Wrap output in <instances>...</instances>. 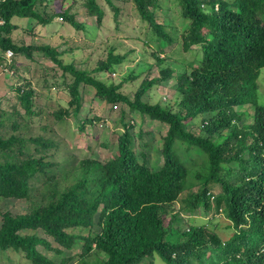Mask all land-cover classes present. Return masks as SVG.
<instances>
[{
	"label": "trees",
	"instance_id": "16d2710c",
	"mask_svg": "<svg viewBox=\"0 0 264 264\" xmlns=\"http://www.w3.org/2000/svg\"><path fill=\"white\" fill-rule=\"evenodd\" d=\"M106 1L115 9L111 0ZM145 1L134 0L139 17L152 22L153 15L145 7ZM85 2L87 11L102 21L103 10L96 0ZM44 4L48 2L0 1L4 20L0 26V63L11 69L12 75L18 60L14 58L7 64L3 57L7 50H12L15 57L21 55L28 59L33 54L42 55L76 77L69 90L77 110L82 108L79 87L86 83L96 90L98 100L111 103L112 107L116 103L125 104L143 118L168 124L170 129L163 147L164 163L154 170L147 151H135L134 121L126 123V111L122 110L120 121L124 131L118 136L116 155L106 163L89 160L87 155L79 162L77 172L67 174L73 177L64 187L54 174L47 177L49 163H44V159L22 162L17 159L13 153L24 155L25 139L8 142L0 139V153L9 154L6 162H0V191L7 196L33 199L29 215L6 218L0 230L1 252L9 247L24 250L25 258L34 264L74 263V256L64 255L58 262L39 251L40 245L51 249L52 242L19 235L20 230L41 229L58 245L51 249L58 255L82 243L88 251L77 256L78 264H89L86 258L90 256L95 257L90 264H143L144 261L149 264H264V104L258 93V82L264 72V0H181L182 17L189 22L180 37L182 48L188 51L194 45H201L204 60L202 67L179 75L182 99L176 113L142 101L145 93L164 78L145 81L135 101H131L118 92L119 86H106L89 73L64 63L63 53L58 49L67 39L59 33L53 44L14 41L17 18L31 19L44 28L55 24L58 18L71 29L83 28L77 15L70 11L51 14L41 7ZM163 38L172 45L177 41L170 33ZM152 56L159 61V54L152 52ZM123 59L111 54L98 72L117 73ZM30 85L26 82L16 88L29 112L33 99L26 88ZM244 104L254 106V123L235 130L233 109ZM204 113L210 114L205 126L210 135L233 127L235 131L230 135L235 137V143H231L230 135L219 141L213 137L196 139L184 131L187 119ZM83 123H79L81 129L92 122ZM139 128L138 134L143 137L144 131ZM177 139L197 144V153L204 156V167L195 168L193 173L186 169L180 156L171 151V144ZM17 142L19 150L14 152L12 146ZM109 146L113 148L114 144L110 142ZM232 163L234 168L224 169ZM32 182L43 187L36 190L37 197L32 195L35 189ZM214 189L220 190L214 194ZM179 199L182 212L192 214L204 208L220 214L217 217L220 220L214 221L211 227L208 223H199L187 229L176 215L165 226V207ZM219 223L233 235L221 236L217 232Z\"/></svg>",
	"mask_w": 264,
	"mask_h": 264
},
{
	"label": "rangeland",
	"instance_id": "374dc122",
	"mask_svg": "<svg viewBox=\"0 0 264 264\" xmlns=\"http://www.w3.org/2000/svg\"><path fill=\"white\" fill-rule=\"evenodd\" d=\"M45 1L49 5L44 4L41 7L44 6L46 11L56 15L70 11L77 15L83 28L71 29L68 25L62 24L58 18L54 23H58L59 26H55V23L46 28L31 19L17 18L14 20L18 25V28H15L14 41L20 44H42L52 42L59 33L61 37L67 39V43L63 44L61 41L64 46L58 49L63 53L64 63L74 65L78 71L89 73L91 78L106 86H119L118 92L131 101H135L145 81L164 78L145 93L142 101L159 104L172 113L178 111L182 99L179 75L202 67L204 60L201 45H194L188 51L182 48L180 37L184 28L189 26V22L182 17L181 0H144L145 7L149 8L153 15L152 22L139 17L134 0H111L115 9L106 0H96L103 10V18L100 22L96 14L91 15L87 11L85 0ZM21 27H23L22 30ZM206 30L207 28L203 29L207 32ZM168 33L177 37L173 45L163 38ZM152 52L159 54L158 62L152 56ZM111 54L123 56L122 69L117 67L115 74L98 72L99 66L106 63ZM17 56L15 60H18V65L15 67L14 75L11 74V69L7 70L0 63V139L1 142L18 141V139L27 141L23 156H19L16 152L19 150L18 142L12 146V151L16 152L13 154L17 156V159L19 158L20 162L44 159V163H49L48 170L45 171L47 177H52L54 174L59 179L61 187H64L69 184L70 177H73L67 174L77 172L79 162L87 155L90 157L89 160L100 163L109 162L112 156L116 155L119 145L118 136L124 131L120 121L123 110L126 111L124 112L127 116L126 123L134 121L132 133L135 134L133 145L135 151L140 152L145 149L149 164L154 170L162 167L163 147L170 129L168 124L151 120L146 116L143 118L125 104L116 103L112 107L113 104L98 100L95 96L96 90L86 83L80 84L82 108L77 110L69 90L75 83L74 75L64 72L50 58H42V55L33 54L31 59ZM26 82L31 84L26 88L31 92L33 99L30 112L22 104L20 93L18 94L16 90L17 87H23ZM258 93L260 102L264 104V72L258 82ZM182 113L185 111L183 110ZM232 113L236 115L233 122L235 130H243L254 123L255 109L252 104L235 106ZM209 118L210 114L204 113L194 119H187L183 129L196 139L213 137L219 141H223L234 133L235 130L232 127L210 135L211 133L205 128ZM83 121L92 123L84 125L81 129L79 123L82 125ZM140 126L144 131L143 137L138 134ZM147 131L151 133L148 134ZM230 139L232 144L235 143V137ZM110 142L114 144L113 148L109 146ZM171 151L180 156L186 169L191 170L192 173L197 170L195 168L200 169L205 165L203 164L204 156L197 153L196 143L188 144L177 139L171 144ZM7 155L9 154L0 153L1 163L6 162ZM234 167L235 164L232 163L230 166H224V169L229 170ZM63 179L64 182H62ZM31 186L35 188L32 192L33 197H37L36 190L40 191L43 188L42 185L32 182ZM187 189L190 190V188ZM219 190L214 189V194H217ZM184 195L185 193L182 196ZM32 202L33 199L7 196L0 191V230L8 216L29 215L33 208ZM180 205L182 203L179 199V202L165 207L166 213L163 214L165 226H168L176 215L180 224L187 229L192 225H201L199 223H208L211 227L215 225L214 221L220 220L217 218L220 214L206 211L204 208L195 213L186 214L182 212ZM223 227L224 224H218L217 232L221 236L228 238L233 235V232H227L228 230L225 231ZM19 235L44 238L53 243L51 249L58 247L41 229L20 230ZM38 249L50 260L58 262L64 255L74 256L75 262L72 264H78L77 256L88 251L82 243L77 244L72 251L62 250L63 255H58L42 245ZM23 251L12 247L4 249L3 252L0 250V263L34 264L25 258L26 254ZM101 257L104 258V256ZM94 259V256H90L86 258V262L90 264ZM143 264H149V262L144 261Z\"/></svg>",
	"mask_w": 264,
	"mask_h": 264
},
{
	"label": "built area",
	"instance_id": "2783aa9c",
	"mask_svg": "<svg viewBox=\"0 0 264 264\" xmlns=\"http://www.w3.org/2000/svg\"><path fill=\"white\" fill-rule=\"evenodd\" d=\"M3 23H4V20L0 14V26L3 25ZM3 57L5 58L6 63L10 64V63H12V61L15 57V54L12 50L9 49L4 53Z\"/></svg>",
	"mask_w": 264,
	"mask_h": 264
},
{
	"label": "crops",
	"instance_id": "0c3cea01",
	"mask_svg": "<svg viewBox=\"0 0 264 264\" xmlns=\"http://www.w3.org/2000/svg\"><path fill=\"white\" fill-rule=\"evenodd\" d=\"M54 25V24H53ZM52 25H50V27H51ZM55 26H59V24L58 23H56L55 24ZM46 28V27H45ZM20 34H22V33H20ZM20 36V35H19ZM26 44H29V43H26ZM30 44H33V43H30ZM45 44H53L52 42H46ZM35 45H39V44H35Z\"/></svg>",
	"mask_w": 264,
	"mask_h": 264
},
{
	"label": "clouds",
	"instance_id": "9594fccd",
	"mask_svg": "<svg viewBox=\"0 0 264 264\" xmlns=\"http://www.w3.org/2000/svg\"><path fill=\"white\" fill-rule=\"evenodd\" d=\"M15 58V57H14ZM14 60V59H13Z\"/></svg>",
	"mask_w": 264,
	"mask_h": 264
}]
</instances>
